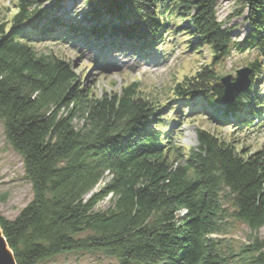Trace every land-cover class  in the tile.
<instances>
[{"label":"trees","instance_id":"16d2710c","mask_svg":"<svg viewBox=\"0 0 264 264\" xmlns=\"http://www.w3.org/2000/svg\"><path fill=\"white\" fill-rule=\"evenodd\" d=\"M45 1L19 0L9 24L0 19V122L33 192L16 218L0 217L16 264L72 252L100 253L115 264H232L237 256L240 264H264V240L236 253L219 238L228 217L253 231L264 227L263 151L240 153L198 130L197 146L185 153L163 106L140 95L139 83L94 97L69 62L35 50L70 41L90 52L145 56L188 20L187 48L207 46L212 59L176 84V100L190 108L198 101L223 124L250 129L264 117V88L257 87L264 65L249 63V87L227 105L216 68L232 52L264 56V0H239L248 24L241 42L217 19L219 0H89L87 29L58 13L65 0L41 10ZM108 196L110 207L96 210Z\"/></svg>","mask_w":264,"mask_h":264},{"label":"rangeland","instance_id":"374dc122","mask_svg":"<svg viewBox=\"0 0 264 264\" xmlns=\"http://www.w3.org/2000/svg\"><path fill=\"white\" fill-rule=\"evenodd\" d=\"M89 0H65L58 13L67 22L75 23L87 29L92 16L94 4ZM19 0H0V19L9 24L16 13ZM54 0H46L39 3L41 10L51 7ZM242 13V15H241ZM217 19L223 27L231 30L235 42H241L248 31L246 22V10L239 0H219L216 6ZM187 21L174 37L163 48L148 49L145 56L111 50L90 52L78 42L71 44L45 41L35 44V50L40 54H55L59 58L69 62L73 70L79 76L80 85L91 90L94 97L105 94L119 93L122 88L139 83V94L147 98L153 105L163 106L162 117L166 120L169 132L173 136L176 146L182 148L185 153L197 146V131L206 130L218 138L228 142L237 148L240 153L264 152V117L257 126L245 129L237 128L228 123L223 124L213 111H201L190 108L187 102H180L173 89L177 83L183 82L186 77L194 76L205 65H209L212 59L210 49L205 46L200 52L197 48H187L188 41ZM176 21V25H180ZM11 26L8 25V29ZM175 30L174 27H170ZM183 32V34H181ZM189 39V40H188ZM261 61L264 65V56L255 50L243 54L232 52L223 63L216 68L219 77L233 75L238 69L247 67L250 62ZM264 73L257 87L264 88ZM191 104V103H190ZM168 116V117H166ZM76 126L81 123L75 121ZM108 181L106 177L99 187ZM33 192L29 181L25 177L23 158L13 149L6 138L3 124L0 122V217L14 219L20 211L32 200ZM112 203V197L108 196L100 201L96 210H107ZM224 207L233 212L228 196L223 198ZM224 234L219 235L223 246H231L236 253L246 245L254 243L255 239L264 240V227L258 231L251 230L244 223L233 217H228ZM241 256L234 258L232 264H240ZM40 264H115V260L100 253L72 252L62 254L54 259Z\"/></svg>","mask_w":264,"mask_h":264},{"label":"water","instance_id":"95a60500","mask_svg":"<svg viewBox=\"0 0 264 264\" xmlns=\"http://www.w3.org/2000/svg\"><path fill=\"white\" fill-rule=\"evenodd\" d=\"M249 69L243 67L238 69L233 75H226L220 78L223 88L222 102L227 105L232 102L235 97L249 87ZM0 264H16L14 252L9 247L0 225Z\"/></svg>","mask_w":264,"mask_h":264}]
</instances>
